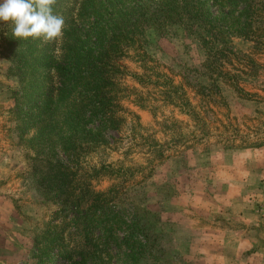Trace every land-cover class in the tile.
<instances>
[{
    "label": "rangeland",
    "instance_id": "374dc122",
    "mask_svg": "<svg viewBox=\"0 0 264 264\" xmlns=\"http://www.w3.org/2000/svg\"><path fill=\"white\" fill-rule=\"evenodd\" d=\"M251 3L240 21L247 29L244 37L224 27L234 64L227 69L233 73L244 68L236 89L219 82V92L210 99L187 89L195 112L191 116L163 102L155 88L141 86L127 75L122 83L129 89L120 93L116 110L118 128H105L106 144L85 146L69 159L58 153L52 140L41 142L44 135L37 129L36 106L26 115L32 102L24 93L34 88L26 74L12 71L4 46L9 23L0 24V264H68L63 257L78 251L91 252L86 264H92V258L95 264H264V225L255 215L244 236L238 228L241 223L234 219L227 223L238 227L225 238L189 234V219L194 217L189 201L200 175L211 181L213 164L224 161L226 152L231 158L264 146V0ZM81 19L95 23L88 14ZM157 24L147 29L141 53L130 49L121 59L128 74H142V63L166 73H182L185 66L186 72L196 69L202 74L205 53L200 40L162 19ZM249 60L256 64L255 70H249ZM58 61L57 57L54 62ZM173 79L178 82L180 77ZM85 128L96 130L98 125L87 123ZM57 159L71 169L68 177L50 175V162ZM223 186L216 183L219 189L213 191L226 202ZM86 188L89 199L74 207L68 194L80 195ZM113 192L114 199L103 200ZM251 192L253 212L259 217L264 195L262 204L258 192ZM224 213H228L225 205L216 214L222 222ZM133 220V245L128 243L127 249L124 238ZM192 248L202 253L193 254ZM212 249L218 256L210 254L216 256L211 260ZM133 256L137 259L132 261Z\"/></svg>",
    "mask_w": 264,
    "mask_h": 264
},
{
    "label": "trees",
    "instance_id": "16d2710c",
    "mask_svg": "<svg viewBox=\"0 0 264 264\" xmlns=\"http://www.w3.org/2000/svg\"><path fill=\"white\" fill-rule=\"evenodd\" d=\"M251 1L57 0L53 11L63 16L65 24L62 39L52 42H44L42 38H17L10 23L7 24L4 30L5 50L13 62L12 71L17 75L26 74L31 79L30 87L34 90L26 88L24 93L32 102L26 115L36 106L37 129L39 135H44L41 142L47 144L52 140L54 148L67 159L78 155L77 152L85 146L106 144L102 132L105 128L117 129L119 126L116 110L120 93L129 89L122 83L127 75L141 86L155 88L163 102L184 109L191 116L195 112L186 96L187 89L207 99L213 98L215 91L219 92V82L236 89L238 74L243 73L244 68L233 73L227 69L228 65L234 64L227 40L229 34L225 35L224 27L228 26L229 30L237 32L236 36L244 37L247 29L241 27L240 21L247 17L248 8H252ZM239 6L241 8L236 9ZM87 14L94 18L95 23L82 21L81 16L86 18ZM78 19L81 22L78 23ZM160 19L169 26H179L200 40L205 53V60L200 65L204 70L202 74L196 69L186 72L185 66L182 73L174 74L172 70L166 73L154 64L146 66L142 62V74H128L121 59L130 49L138 54L143 51L142 42L147 29L157 27ZM57 57L59 61L56 63ZM145 59V54H142L141 61ZM248 64L249 70L256 69L254 62L249 60ZM176 75L180 77L178 82L173 79ZM121 119L120 123H123ZM93 122L98 125L96 130L85 128L87 123ZM56 161L50 162V175L68 177L71 169L61 165L58 159ZM64 185L71 186L66 180ZM86 191L87 188L80 195L68 194L74 207L89 199ZM81 196H84V201ZM115 196L116 192L109 197L105 194L103 200L108 202ZM127 225L130 232L124 238V244L128 249V243L133 245L130 236L136 223L133 220ZM82 237L89 239L85 234ZM90 253L78 251L72 253V257L69 253L63 260L68 264H86V256ZM128 255L131 256L130 253ZM92 259V264H95V258ZM135 259L133 256L132 261Z\"/></svg>",
    "mask_w": 264,
    "mask_h": 264
},
{
    "label": "crops",
    "instance_id": "0c3cea01",
    "mask_svg": "<svg viewBox=\"0 0 264 264\" xmlns=\"http://www.w3.org/2000/svg\"><path fill=\"white\" fill-rule=\"evenodd\" d=\"M228 155L229 153L226 152L224 161H221L220 164H213L211 181L207 182L206 176L200 175L197 182L194 183L195 189L192 191V199L189 201L190 207L193 208L189 212H192L194 216L193 219H189L192 222L189 234L194 237H213L214 239L217 236L225 238L233 235L231 234L232 231L234 232L233 228L238 226L227 223L228 219H234L241 223L240 227H238L241 230V236H244V232H249L248 227L254 215L264 225V208L262 215L258 217L253 212L255 210V200L250 199L251 195V197L255 195L254 192H251L252 190L258 192V202H261V197L264 195L262 192L264 190V146L256 150H242L240 155L237 154L235 156V154H232L231 158ZM239 156L241 157V162L238 158ZM216 183L224 184L223 188H225V191L222 194L227 197L226 202H222V199H217L219 194L213 191L214 189L217 191L219 189L215 187ZM261 203L263 204V202ZM223 205L226 206L228 211L227 214L224 213V216H221L222 218L225 217V222L220 220V216H216ZM205 219L206 221H204ZM220 243H223V241ZM220 249L222 250V246H220ZM204 252L206 253L205 250ZM218 252L221 254L220 251ZM191 253L201 254L202 252L199 251L198 253L197 249L192 248ZM208 253V259L211 260L218 256V253H214L213 249ZM210 254H216V256H210ZM219 258H221V255H219ZM219 262L220 260H218ZM221 264H226V261Z\"/></svg>",
    "mask_w": 264,
    "mask_h": 264
},
{
    "label": "clouds",
    "instance_id": "9594fccd",
    "mask_svg": "<svg viewBox=\"0 0 264 264\" xmlns=\"http://www.w3.org/2000/svg\"><path fill=\"white\" fill-rule=\"evenodd\" d=\"M57 0H0V24L10 23L17 38L61 40L64 18L55 14Z\"/></svg>",
    "mask_w": 264,
    "mask_h": 264
}]
</instances>
